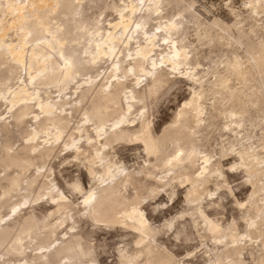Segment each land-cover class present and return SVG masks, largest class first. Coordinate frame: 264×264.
Wrapping results in <instances>:
<instances>
[{"label":"bare ground","instance_id":"1","mask_svg":"<svg viewBox=\"0 0 264 264\" xmlns=\"http://www.w3.org/2000/svg\"><path fill=\"white\" fill-rule=\"evenodd\" d=\"M175 6L176 14L170 15L166 12L165 8ZM249 7L251 13L257 15L259 10L263 11L264 0H253ZM99 8L115 12L118 19L105 26L100 17L95 16L96 14L90 15V11ZM0 13L10 16L6 22L0 18V69L5 65L10 69L25 72V77L21 76L19 87L12 92L8 101L11 109L18 107L13 109L8 117L11 122L7 119L3 120L1 131H4L8 137L12 132L10 125L21 127L31 114L34 121V127L27 133L28 139L26 138L27 141L22 147L10 153L2 144L0 148L2 166L6 169L16 168L22 173L27 171L35 161L51 157L64 134L69 132L68 140L64 138L63 147L72 150L77 158L83 157L89 162V173L99 182L98 187L89 190L81 201L84 215L94 221L131 229L138 234L134 249H118L119 264H181L182 262H179L174 254L158 247L156 240L158 232L141 207L139 200L142 198L138 199L136 195L137 198L130 200L122 193V189H126L128 184L140 182L137 179L140 173L145 177L153 178L155 182L157 180L163 188L171 187L175 182L183 179L190 184L188 201L198 202L192 210L195 216L193 221L197 226H202L205 234L213 236L211 239L214 250L212 249L211 253L216 251V254H213L215 258L207 264H245V259L241 257L243 251L248 246L250 249L253 248L256 238L252 237L251 233L247 235L235 233V229L227 234L210 218L201 203L204 194L209 190L208 184L224 177L221 170L222 162L214 160L215 156L202 148L204 141L209 142L207 139L210 138L207 136L214 127L204 100L207 99V92L211 93L215 103L219 101L218 95L226 93L230 94V99H240L237 87L235 91H238H234L237 95L230 90L227 76H231L232 73L239 80V77L244 75V64L234 53L233 59L228 58L229 62L224 65L227 76L223 74L224 72L214 69L215 78L208 81L211 86L206 90L204 82L210 73H202L190 65L191 54L197 48L191 49L189 45L182 43L189 37V25L193 23L197 39L201 43L218 37L228 40L230 46H234L235 42L239 45L240 39L232 40L230 30L232 27L221 25L218 21L210 24L202 21L195 9V3L191 0H0ZM51 19L60 20L61 23L59 22L56 27ZM153 22L157 24L154 25ZM236 29L240 38L248 37L243 28L236 27ZM10 31H14L17 35V42L7 41ZM253 33L255 32H251ZM249 42L251 41L246 42L247 45ZM164 46L169 48L168 52ZM247 52L250 55L248 62L253 68L260 65L264 67L263 45L249 44ZM176 71L178 75L181 73L199 84L200 89H197L190 99L184 101L175 121L165 129L163 135L156 137L153 122L149 117L147 100L154 98L167 84L170 75ZM84 77L87 78L83 79ZM49 87L58 89L57 98L52 96ZM69 90L70 92L66 93ZM64 92L65 95H62ZM246 92L248 93L247 90ZM78 114L83 116L82 120L80 119L81 124L73 126ZM242 121H232L231 123H236V128L233 124L225 130L232 132L230 134L239 132L237 128H240L239 123ZM51 128L54 130V133L51 132L54 141L41 137L44 141L41 143L40 134ZM244 136L242 139L237 136L241 140L236 137L232 145H239L242 140L249 141V135ZM130 141L143 143L145 151L156 159V163L149 161L147 168L143 167L140 173L131 170L130 172L124 166H119L114 160L115 152L112 150L116 144ZM43 143L45 146L41 147ZM252 145L241 144L237 154L244 160L243 166L246 170L244 171L248 173V177L255 181H263V185L259 188L263 191L264 155L258 150V146L249 153ZM170 146L171 149H168ZM246 152L250 155L248 158H243L242 154ZM159 169H163L164 175H157L156 171ZM49 173V170L39 166L37 174L28 180L24 189L31 192L33 188L41 187L49 178ZM5 181L7 188L2 195L21 187L18 177ZM54 187V190L46 194L48 200L56 207L50 212L48 219L40 221L35 214H32L21 221L10 219L13 220L12 223H1L0 247L10 242L9 247L6 246V255L24 256L27 253L30 242L24 243L23 236L32 228L38 227L40 231L43 230V235L38 234L44 242L52 235L54 229H58L56 227L74 219L72 201L62 190H59L60 188ZM8 199L9 197L7 201L5 199L0 201V209L5 202H9ZM16 206L19 204H14L12 207ZM56 214H60L61 218L53 223L50 218ZM263 218L264 216L260 222L253 219L250 226L252 232L258 231L257 226L262 225ZM74 228L72 225L70 229L74 230ZM38 229L35 231L38 232ZM35 237L39 238V236ZM261 242L264 247V239ZM262 250L264 261V248ZM63 252L71 258L82 260L91 254L85 250L82 238L71 231L63 246L50 254L41 252L36 258L45 260L44 264L45 262L47 264L49 257L54 258Z\"/></svg>","mask_w":264,"mask_h":264},{"label":"rangeland","instance_id":"2","mask_svg":"<svg viewBox=\"0 0 264 264\" xmlns=\"http://www.w3.org/2000/svg\"><path fill=\"white\" fill-rule=\"evenodd\" d=\"M191 1L195 3V9L202 21L209 24L214 21H218L221 25L232 27L230 28L233 36L232 40L240 39L241 43L237 45L236 42L233 41L235 42V45L230 46L228 40L218 39L215 34L213 35L216 39H208L209 42H212L209 43L205 40L201 43L197 39V33L193 23H191L192 25H189V37L182 41L183 44L189 45L191 49H194L195 47L197 48V50H194L191 54L190 65L193 66V68H197V70L202 73L209 72L210 75L206 77L207 79L205 78L208 82L214 80L215 77L213 72H215V70L220 71L221 73L224 72V75L226 74V66L224 65L227 64L229 60L233 59L234 53L239 56L240 60L242 59L241 62L244 64V75L243 77H239V80H237L238 78L235 74L232 75V73H230L231 76H227L226 74L228 84H230V90L234 92L237 87L239 90H237L239 92L237 94L240 95V99H230V94L226 93L224 95H218L217 98L219 101L215 103V99H213L211 93L207 92V99H205L206 101L204 100L207 112H209L208 116L212 117L213 125L216 128L212 127L213 129H210L211 135H206L210 138L207 139L209 142L204 141V143H202V148L211 155H214V160L216 159L217 161L222 162L221 170L224 173V177H221V180H213L208 184L207 189L209 188V190H207L206 194H204L201 203L210 218L219 224L223 231L227 234L233 232L234 229L235 233H240L241 235L251 233V236L256 238L253 248L251 247L250 249L249 246L246 247L241 257L245 259V264H264V261L262 260V248L264 247L261 242L264 239V221L262 222V225L257 226L258 231L255 232L254 230L252 232L250 229L253 219L260 222L264 216V190H259V188L263 185V181L256 180L258 182L256 183L255 179L253 180L250 176L249 177L251 179L248 177V173H245V166H243L244 160L237 154L241 144H253L252 148H250L251 150L248 152L252 153V150L259 147L258 150H260L264 155V67L260 65L257 66L258 68L256 66L253 68L248 62L250 55H248L247 52L249 44L252 43L253 45H263L264 47V8L263 11H261V9L257 15H255L251 13V9L249 7L250 2L253 0ZM99 9H94V11L92 10L93 12L90 11V15L96 14L95 16L98 18L100 17V20L105 23V26H107L109 22H114L118 19L115 12ZM165 9L166 12L170 13V15H174L177 12L176 6L174 8L167 7ZM101 14L102 16H100ZM9 17L10 16L8 14L0 13V18L3 19L4 22L8 21L10 19ZM54 20L55 19L51 22L54 26L56 25V27H58L57 24H59V22L61 23V21ZM155 23L157 24V22H153L154 25ZM236 27L243 28V30L248 34V37H242L243 40H241L242 38H240ZM251 32L255 33L251 34ZM8 38L7 41L12 40L13 42H17L16 38L18 37L14 31H10ZM246 39L252 43L249 42L247 45L248 41ZM206 41L208 45L206 44ZM165 48L168 52L169 48ZM104 66H107V64H104ZM183 67H181V71H183ZM101 72L103 71L101 70ZM174 73L170 75L169 81L161 88L160 91H158L156 96L147 100L149 117L153 122L152 126L156 137H158V135L160 137L163 135L165 129L175 121V118L181 110L184 101L190 99L194 92L197 91V89H200L199 84L193 82L191 79H188L185 75H182L181 73L178 75L177 71ZM21 76L25 77V72H23V70L17 71L15 69H10L5 65H3L0 69V148L5 145L6 151L10 153L15 152L26 143L28 139L27 133L34 127V121L32 120L33 114H31L21 127L18 128L10 125V130L12 129V132L8 137H6L4 131H1L3 120L7 119L8 122H11L12 120L8 117L18 107H14V110L11 109V105L8 101L12 92L19 87L21 83L19 81ZM26 78L28 77L26 76ZM85 78L87 77H84L83 79ZM262 81L263 83H261ZM205 82L204 87L208 90L211 85L209 82ZM244 84L246 85L244 86ZM48 90L52 92V96L54 98L59 96L58 89L49 87ZM68 92H70V90L66 91V93ZM63 94L65 95V92L62 93V95ZM4 98L7 99L5 100ZM150 102L151 104L149 105ZM69 107L70 106H68V108ZM82 118L83 116L78 114L77 119L73 122V126L80 125V119L82 120ZM234 120H243L239 123L242 130L237 128L239 132L236 131L235 133L230 134L232 132L225 130V128L229 125L233 126V124L236 128V123H231ZM52 130L53 128L48 129L45 133H41L39 138H48L51 142H53L54 138L51 132L54 133V130ZM220 130L223 133H221ZM208 133L209 131L207 134ZM241 134H243V136L246 135V137L249 135V141L242 140L243 142L241 141V144L238 143L239 145L233 146L232 144L235 142L234 139L237 136L242 139L243 136ZM68 135L69 132L64 134L63 138L59 141V146L53 152L51 157L45 160L35 161L34 165L23 173L16 168L6 169L0 163V201H4V199L6 200L8 197L10 199H8V203L5 202V205L2 207L3 209H0V214L2 215H0V225L4 222L12 223L13 220L10 221V219L21 221L32 214H35L40 221H43L45 218L48 219L50 212L54 211L56 207L52 204V202H50V200H48V196L46 194L51 192V190H54V186H56L57 189L60 188L59 190H62V192L70 198L72 205H74L72 207L74 219L68 220L63 226L56 227L58 229H54L55 232L53 230L51 233L52 235L48 236L44 242L40 239V235H43L42 233L44 232H42L43 230L40 231L38 227L32 228L29 231L30 233L27 232L24 234V243L30 242V246L26 250L27 253L24 256L6 255V246L8 248L10 242H6L8 244L4 243V245L0 247V264H44L45 260L37 259V254L44 251L47 252V254H50L63 246L65 239L71 231L74 235H78L82 238L85 250L91 252V254L82 260L79 258H71L63 252L54 258L49 257L50 259L47 260V264H119L118 249L126 248L127 250H132L136 247L135 242L138 239V234L136 232L131 229L111 226L107 223L94 221L91 217L84 215L81 201H83V197L89 190L98 187L97 185H99V182L97 178H94L89 173V162L85 161L83 157L77 158L76 154L73 153L72 150L70 151L68 148L63 147L64 138H69ZM6 138L7 142L5 143ZM42 138L39 139V141L42 140L41 143L44 142ZM68 138L66 140H68ZM44 146L45 143H43L41 147ZM168 149H171V146ZM112 152H115L114 160L118 162L119 166L122 165L129 171H135L134 173H140L144 168H147L146 166H148L149 161L152 163L155 161L156 163V159L147 154L144 144L141 142L130 141L116 144ZM249 153L246 152L242 154L243 158H248L250 155ZM39 166L44 167V170H49L50 176L45 180L41 187L37 186L29 192V190L24 188L27 186L28 180L37 174ZM156 172L158 176H162V174L164 175L163 169H159ZM15 177H18L20 180L21 187H19L18 190L11 191V193L9 192L8 194L2 195L7 188L5 180ZM224 178L226 179L225 181ZM137 179L140 182H135L132 185L128 184L129 186L127 185L126 189H122V193L130 200H133L134 197L137 198V196L139 197L138 199L142 198L139 200L141 202V207L145 211L153 228L156 232H158V236L156 237L158 247L163 250L166 249L170 253L174 254L179 262L182 261L181 264L183 262L186 264H207L213 260L215 258V255L213 254H216V251L211 253V250H214V244L211 239L213 236L205 234L202 226H197L193 221L195 216H193L192 210L198 202L188 201L187 195H189L188 191L191 189L190 184L183 179L175 182L171 187L163 188L157 183V180L155 182L153 178L145 177L143 173H140ZM48 182L52 183L49 184ZM133 185L135 186L133 187ZM224 185L225 187H223ZM252 200L254 201V205L252 204ZM14 204H19V206L15 207L17 208L16 211H14L15 208L12 207ZM256 206H261L262 208L257 209ZM190 213L192 214L190 215ZM60 218L61 215L56 214L50 219L54 223V221H57ZM72 225L75 227L74 230L70 229ZM170 225L172 227H170ZM35 229H38V232L37 230L35 231ZM66 232L67 236H65ZM35 236H39V238H36ZM40 241L43 246L40 244Z\"/></svg>","mask_w":264,"mask_h":264}]
</instances>
